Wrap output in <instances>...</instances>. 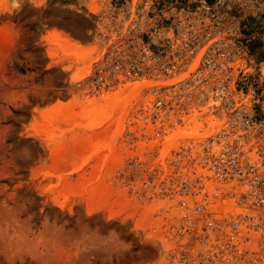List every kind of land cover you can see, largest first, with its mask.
Here are the masks:
<instances>
[{"label": "built area", "instance_id": "1", "mask_svg": "<svg viewBox=\"0 0 264 264\" xmlns=\"http://www.w3.org/2000/svg\"><path fill=\"white\" fill-rule=\"evenodd\" d=\"M58 1L92 18L84 89L120 93L118 188L162 220L171 262L252 260L264 245V0Z\"/></svg>", "mask_w": 264, "mask_h": 264}, {"label": "rangeland", "instance_id": "2", "mask_svg": "<svg viewBox=\"0 0 264 264\" xmlns=\"http://www.w3.org/2000/svg\"><path fill=\"white\" fill-rule=\"evenodd\" d=\"M92 38L67 2L0 0V264H173L162 220L118 188L121 115L84 89ZM112 231L125 250L89 235ZM242 264H264V245Z\"/></svg>", "mask_w": 264, "mask_h": 264}, {"label": "clouds", "instance_id": "3", "mask_svg": "<svg viewBox=\"0 0 264 264\" xmlns=\"http://www.w3.org/2000/svg\"><path fill=\"white\" fill-rule=\"evenodd\" d=\"M20 156L22 158L29 157L30 156L29 150L28 149H21L20 150ZM18 231H22V229H18ZM89 235H91L93 239L102 240L104 243L108 244L110 250H112V251L121 252V251L125 250L127 247L126 243H124L122 241L120 235L115 231L108 233L104 237H97V236H95V234H92V233H89ZM11 246L16 247V250L18 252H21V253L29 252L30 253V249L25 248L22 243L19 245L13 244ZM9 247H10V243H9L7 237L3 233H0V251H4V250L8 249Z\"/></svg>", "mask_w": 264, "mask_h": 264}, {"label": "bare ground", "instance_id": "4", "mask_svg": "<svg viewBox=\"0 0 264 264\" xmlns=\"http://www.w3.org/2000/svg\"><path fill=\"white\" fill-rule=\"evenodd\" d=\"M80 52V51H79ZM259 68H261V70H260V72L262 73V74H264V62L263 63H261L260 64V66H259ZM110 94V93H109ZM108 95V94H107ZM105 95L104 97H102V98H99L100 100H103L104 101V103L106 104V106H107V109H110L111 111H115V110H117V109H119L120 108V105H119V103H120V101L122 100V98L120 97V95H119V93H117L116 94V98L115 99H109V98H111V96L110 95ZM91 96V95H90ZM121 129V128H120ZM118 132H119V130H118ZM118 139L120 138V136H118L117 137ZM117 145H119V142H117L116 143Z\"/></svg>", "mask_w": 264, "mask_h": 264}]
</instances>
